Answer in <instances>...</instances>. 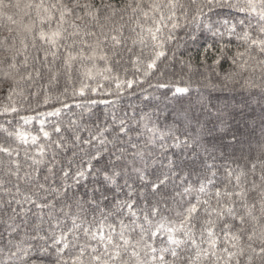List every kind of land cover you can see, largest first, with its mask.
Masks as SVG:
<instances>
[{
    "label": "snow or ice",
    "instance_id": "6c2138e0",
    "mask_svg": "<svg viewBox=\"0 0 264 264\" xmlns=\"http://www.w3.org/2000/svg\"><path fill=\"white\" fill-rule=\"evenodd\" d=\"M0 264H264V0H0Z\"/></svg>",
    "mask_w": 264,
    "mask_h": 264
},
{
    "label": "trees",
    "instance_id": "16d2710c",
    "mask_svg": "<svg viewBox=\"0 0 264 264\" xmlns=\"http://www.w3.org/2000/svg\"><path fill=\"white\" fill-rule=\"evenodd\" d=\"M211 43L212 38L210 36L201 37L196 42H190L188 51L191 53V55L195 58V61L198 62L200 55L203 51V47L205 43ZM211 62V60H209ZM224 68H228V64H224ZM96 98V97H93ZM80 99V98H78ZM212 103L217 104L221 107H223L225 104L228 105H235L237 109L243 108L244 111L241 113L240 111H237L234 113L235 119L232 121L233 125L236 127H240V125L243 123L244 120H246L249 116H254L256 118L257 125L259 124V113H260V107L257 104V99L254 97H251L247 92L241 91L239 88H237L233 92H215L212 94ZM134 102V98H133ZM121 105L123 107H127L129 101L127 98L121 100ZM186 103V102H185ZM250 105V107H249ZM103 105L99 106V109H103ZM171 107V106H170ZM178 107V105H177ZM98 109V110H99ZM253 109L255 111L253 112ZM172 116L169 115L167 118V122L170 123L172 120ZM164 117H161L159 123L161 126L165 124ZM38 127V125H37ZM259 137V128L257 127L256 134L252 137L253 141Z\"/></svg>",
    "mask_w": 264,
    "mask_h": 264
}]
</instances>
